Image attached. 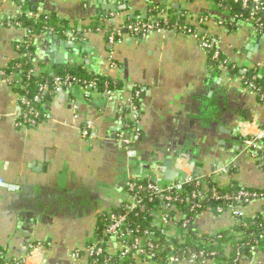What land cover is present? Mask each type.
Here are the masks:
<instances>
[{
  "label": "crops",
  "instance_id": "obj_1",
  "mask_svg": "<svg viewBox=\"0 0 264 264\" xmlns=\"http://www.w3.org/2000/svg\"><path fill=\"white\" fill-rule=\"evenodd\" d=\"M30 2L36 18L55 13L69 23L61 35L35 37L37 71L82 67L120 88L110 96L80 87L60 89L44 105L47 120L22 125L21 96L4 71L19 58L17 44L27 33L4 25L2 20L15 19L21 11L12 0H0V73L5 75L0 76V246L9 258L21 259L36 241L41 264H92L89 258L73 261L72 254L97 240L99 216L129 203L127 183L150 176L179 182L182 160L195 177L214 179L222 187L235 181L264 189V167L245 151L240 133L246 121L264 126V103L240 78L214 67L194 36L176 30L147 37L123 30L115 43L109 40L130 18H148L152 11L157 17L167 14L212 36L230 63L264 79V35L252 24L210 0ZM201 17L208 22L199 25ZM136 85L145 88L142 137L129 148L121 137L120 109L130 108L127 99ZM168 170L172 180L166 178ZM263 208L257 201L244 212L253 218ZM236 222L231 212L205 213L196 227L201 234H215ZM109 250L115 255L118 246L109 241ZM134 261L153 264L141 257ZM240 264H264V252L257 249Z\"/></svg>",
  "mask_w": 264,
  "mask_h": 264
},
{
  "label": "trees",
  "instance_id": "obj_2",
  "mask_svg": "<svg viewBox=\"0 0 264 264\" xmlns=\"http://www.w3.org/2000/svg\"><path fill=\"white\" fill-rule=\"evenodd\" d=\"M12 1L18 8H20L22 12L15 19H4L2 22L4 21V25L6 26L9 25L27 32L30 31L31 40L29 37H27L24 42L17 44L19 58L14 60L4 71V73L6 77L13 81L14 85L17 83V81H20L21 84L26 87L25 89H22L21 87H17L15 89L19 96L24 97L28 102H31L32 107L40 112V116L34 119L28 110H26L25 106L21 103L22 114L20 117V122L22 125L32 126L48 119V116L44 112V105L48 101L50 94L57 93L60 88L65 89L60 87L59 84H56V78H61L63 82L66 80L70 81L72 79H76L77 81L74 83V85L83 89L90 84L95 83L97 87L93 90V92L102 94H105L107 90L115 91L116 89L120 88L118 82L88 72L82 67H69L58 69L53 73L45 72L38 76H32L33 72L36 70L35 65L33 64L34 55L36 52L34 43L35 37L49 33L61 35L69 29V23L59 18L55 13L41 15L37 18L32 16L31 13L33 11L32 9L34 4H32L30 0ZM210 1L214 2L215 4L221 3V0ZM222 7V9H231L233 13L238 16L240 21L250 23L256 29L257 25L251 21L252 14H255L260 19V23L264 25V13L257 14L251 8L243 9L241 4L235 3L233 0H226V2L222 4ZM157 13L158 12H151V14H153L152 16H156ZM134 20L135 18H130L129 22ZM169 22L170 25L174 22L184 24L181 18L177 19L174 18V16L169 20ZM257 31L260 33L264 32L260 28H258ZM214 51L215 49L213 51H206L212 62ZM213 63L214 67L216 68L220 67L222 64H225L231 75L241 78L244 84L245 82H248L246 86L252 83L255 87L253 90L255 93H257L255 94L256 98L264 103V79H260L253 69H246L230 63L229 60L221 53L218 60L214 61ZM134 92L135 88H133L132 94ZM144 95L145 92L142 96V99ZM36 97L39 98L38 101H35ZM141 100L136 102L139 108L141 106ZM123 110L125 113H127V115H129L130 108L128 106L124 107ZM126 124L127 129L135 127V122L131 121L129 118ZM262 128H264V126ZM136 182L146 183L145 181L141 180H136ZM195 190L196 189L194 186H189L186 188V192H184L183 195L176 196L179 198L177 203L167 202L169 205L168 213L172 221L178 227H180L182 231L187 232L185 244L179 243L180 239L178 238L165 237L161 235L157 226L153 225V221H155L154 213L158 210V206L164 202V199L161 197L152 198V195L147 190L140 191V195L143 199H145L144 204H142V208H139L128 214V230L134 231L141 229L144 231L151 229L157 235V237H160V247L162 252H160L155 260L157 264H167L168 259L171 256L182 257L183 255H188V253L192 254L201 252L205 254L207 263L223 261L225 264H240L243 257L251 255L252 249L257 247L259 236L264 234V214L258 213L253 218L245 219L244 222H236L228 230L221 232L222 238H218V235H220L219 233L217 235H200L196 227V220L205 213L216 214L218 207H222L228 212L230 209L235 207L245 208L248 206V204L244 202L239 203L234 201L226 202L224 200H216V197L213 196L214 190L217 192L218 197H234L240 191L249 193H264V189L245 188L235 181L229 186L222 187L220 182L211 179L209 180L207 187L204 190H201V193L203 194L200 198L201 202H199L201 209L191 210L192 205H190V203L193 201L191 197ZM127 204H123L116 212L105 213L99 216L97 230L95 233L98 241L107 242L104 232L109 223L111 215L119 212L123 213V210L126 208ZM230 233H236L238 235L230 236ZM0 252L2 253L0 264L15 263V260L9 258L1 246ZM134 259L135 258L132 256L131 260L124 263L134 264ZM90 261L92 264H105V262L106 264L121 263L118 256H111L109 254L100 256L99 258H90Z\"/></svg>",
  "mask_w": 264,
  "mask_h": 264
},
{
  "label": "built area",
  "instance_id": "obj_3",
  "mask_svg": "<svg viewBox=\"0 0 264 264\" xmlns=\"http://www.w3.org/2000/svg\"><path fill=\"white\" fill-rule=\"evenodd\" d=\"M233 1L235 3L241 4L243 9L251 8L257 14L264 13V0H233ZM220 2H221L220 4H216V5L221 9L223 8L222 4H224L226 0H221ZM172 17L173 16L163 14L162 16L159 17L151 16L148 18L135 19L132 22L126 23L120 30L111 33V36L109 37L110 43L111 44L115 43V41H117L118 38L122 36L123 30L131 33L132 35H136L140 37H147L156 32H162L165 30L166 31L176 30L183 34L194 36V38L201 44V46L206 51H213L215 49L212 56V60L213 62L218 60L221 52L218 50L216 41L212 36L205 33H200L197 30H192V28L188 27V25L180 24L179 22H174L173 24L170 25L169 20ZM251 21L257 25L256 26L257 29L260 28L264 31V25L260 23V19L255 14H252ZM207 22H208L207 17H201L198 19L199 25H204ZM26 33H27V37H29V39L31 40L30 37L31 32L26 31ZM262 34L264 35V32H262ZM218 68L227 70L225 64L220 65V67ZM41 73H45V72L40 70L39 71L35 70L32 76H38ZM0 76L5 77V75L2 73H0ZM7 81L9 84L13 85L14 88L17 87L18 88L21 87L22 89L26 88L24 85L21 84L20 81H17L15 85L13 84L12 80L7 79ZM76 81H77L76 79H72L70 81L66 80L63 82L61 78H56L55 80L56 84H59L60 87H63L68 91H71L74 87H77L74 85ZM247 83L248 82H245V84L243 83L245 89L250 91V93L252 94H257L253 90L255 89L254 85L250 83L248 86H246ZM96 87L97 85L93 83L87 86L86 88H84V90L88 92H93V90ZM133 88H135V92L129 97V99H127V102L130 106L129 115L125 116V112L123 110L124 108L120 109V113H122V115L124 116V121H125V130L124 133L121 135V137L123 143L129 148H131L136 143H138L142 137V129L140 124V108L138 107L136 102L142 99V96L145 92V88L140 85H136ZM112 93L113 91L107 90L105 92V95L110 96ZM38 100L39 98L36 97L35 101ZM20 101L25 106L26 110H28V112L33 116L34 119L40 116V112L32 107L31 102H28L24 97H20ZM128 118L131 121L135 122V127L130 129L126 128L127 126L126 122ZM90 129L91 127L83 128L82 134L84 135V137L89 136ZM240 133L242 135V142L245 151L249 153L253 158L258 160V163L264 167V128H261L255 121L253 122L246 121L241 124ZM178 166L183 174V178L181 181L176 183L164 182L162 179L153 176L141 180V181H145L146 183L136 182V180H140V179L130 180L127 183L129 203L127 204L126 208L123 210V213L119 212L111 215L109 223L104 232V236L107 238V242H100L96 240L91 246H88L85 251L83 252L75 251L72 254L73 261L76 260L78 261L83 258H89V259L94 257L99 258L100 256L109 254L111 256H118L120 261L123 263L131 260L133 256L134 258L141 257L145 261H148L153 264H157L155 260L157 256L160 254V252H162V249L160 247V237H157V235L151 229H147L144 231H142L141 229H137L134 231L128 230V214L134 212L139 208H142L143 206L142 204H144L145 199H143L142 196L140 195L141 190H147L148 192H150L152 198L161 197L164 199V202H162L160 206H158V210L154 213L155 221H153V225L157 226V228L160 230L161 235L165 237L178 238L180 239L179 243L185 244V241L187 239V232L182 231L181 228L178 227L172 221L168 213L169 205L167 204V202L177 203L179 201V198L176 196L183 195V193L186 192V188H188L189 186H194L196 190L192 193L191 198L193 199V201H191L190 203V205H192L191 210L201 209V205L199 204V202H201L200 198L203 195L201 193V190H204L207 187L208 182L211 179L204 180L200 177H195L193 174L192 167L186 161L183 160L180 161ZM213 196L216 197V200H224L226 202H232V201L239 203L244 202L248 205L257 201H261L264 203V193H256V192L249 193V192L240 191L234 197H230V196L218 197L217 192H215L214 190ZM216 212L217 215H222L231 212L235 216L237 222L239 223L244 222V220L248 218L244 212V208L241 207L232 208L228 212L224 208L218 207ZM221 232H218L220 234L218 235V238H222ZM218 233L211 235H217ZM199 234L201 235L200 232ZM229 235L237 236L238 234L230 233ZM109 241H113L118 246V252L115 255L111 254L109 250ZM257 249L264 252V234H261L259 236L257 247L252 249L251 254H253ZM39 251H40V247L38 243L36 241H31L29 244L28 252L21 259L15 260L14 264H41ZM1 257H2V253L0 252V258ZM206 259L207 258L203 252L192 253V254L188 253V255L186 254L183 255L182 257L171 256L168 259L167 264H174L184 261L189 264H207ZM213 263L225 264L223 261L221 262L214 261Z\"/></svg>",
  "mask_w": 264,
  "mask_h": 264
},
{
  "label": "water",
  "instance_id": "obj_4",
  "mask_svg": "<svg viewBox=\"0 0 264 264\" xmlns=\"http://www.w3.org/2000/svg\"><path fill=\"white\" fill-rule=\"evenodd\" d=\"M51 38L54 39V40H57V39H58L56 35H52ZM63 44H64V43H63ZM172 174H173V173L170 172L169 170L166 171V178H167V180H172ZM3 186H4V187H7V188H10L9 186H6V185H3Z\"/></svg>",
  "mask_w": 264,
  "mask_h": 264
}]
</instances>
